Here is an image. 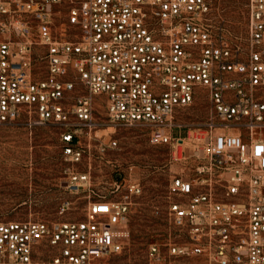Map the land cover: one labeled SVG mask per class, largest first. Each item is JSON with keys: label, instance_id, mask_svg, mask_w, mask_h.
I'll return each mask as SVG.
<instances>
[{"label": "built area", "instance_id": "1", "mask_svg": "<svg viewBox=\"0 0 264 264\" xmlns=\"http://www.w3.org/2000/svg\"><path fill=\"white\" fill-rule=\"evenodd\" d=\"M247 13L240 49L208 0H0V122L27 111L62 126L64 188L87 198L83 218L0 221V264H95L123 250L139 184L116 178L108 196L89 165L72 166L92 155L79 137L91 139L95 95L109 122L146 125L176 165L166 212L187 242L149 243L148 264L165 245L202 256L195 264H264V0H247ZM198 88L208 114L190 128L175 115ZM115 145L98 140L96 152Z\"/></svg>", "mask_w": 264, "mask_h": 264}, {"label": "rangeland", "instance_id": "2", "mask_svg": "<svg viewBox=\"0 0 264 264\" xmlns=\"http://www.w3.org/2000/svg\"><path fill=\"white\" fill-rule=\"evenodd\" d=\"M208 1L212 24L221 29L230 45L242 49L248 26L247 0ZM198 90L190 105L178 109L175 115L190 128L200 125L208 114V102L201 88ZM102 98L94 96L95 128L91 139L86 134L79 137L83 146L89 144L92 155L72 166L83 171L89 165L90 185L98 193L112 196L116 178L124 183H138L140 192L134 197V209L122 230L123 250L95 264H148L149 243L187 242L185 235L168 221L166 212L169 178L176 165L169 161V145L152 143L146 125L109 122ZM34 118L33 113L23 111L13 120L0 122V221L83 218L86 192L71 194L64 188L67 176L60 142L63 127L51 122L35 124ZM184 132V128L180 130V134ZM108 138L115 140L116 145L97 154V141ZM63 199H69L72 205L60 214ZM162 249L165 259L159 264H195L203 258L169 255L167 245Z\"/></svg>", "mask_w": 264, "mask_h": 264}]
</instances>
